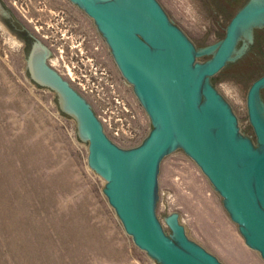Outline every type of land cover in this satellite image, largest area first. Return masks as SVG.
Wrapping results in <instances>:
<instances>
[{
  "label": "rangeland",
  "instance_id": "374dc122",
  "mask_svg": "<svg viewBox=\"0 0 264 264\" xmlns=\"http://www.w3.org/2000/svg\"><path fill=\"white\" fill-rule=\"evenodd\" d=\"M156 1L195 49L223 38L224 21L210 0ZM18 8L26 10L24 4ZM72 14L78 26L79 57L88 60L84 66L68 63L70 68H81L74 75L80 85L65 80L89 103L112 143L123 150L140 146L152 130L148 115L92 20L78 8H72ZM53 36L59 40L56 33ZM257 36L252 50L211 78L219 94L220 81L240 86V103L220 95L239 131L252 142L246 94L264 75V32ZM11 41L0 30V264H157L124 232L109 206L103 194L105 181L88 166V145L78 139L75 120L62 114L54 92L29 80L18 56L19 45ZM54 52L56 68L61 53ZM209 59L202 56L197 61ZM103 70L110 75L105 76L107 81L100 74ZM157 187L155 215L165 234H172L165 219L177 214L186 237L220 263L264 264L245 244L221 196L181 148L161 161Z\"/></svg>",
  "mask_w": 264,
  "mask_h": 264
},
{
  "label": "water",
  "instance_id": "95a60500",
  "mask_svg": "<svg viewBox=\"0 0 264 264\" xmlns=\"http://www.w3.org/2000/svg\"><path fill=\"white\" fill-rule=\"evenodd\" d=\"M70 1L92 20L151 121L152 130L138 147L123 150L107 138L89 103L45 65L52 54L1 0L0 16L30 40V76L52 90L62 114L75 120L78 139L88 145V166L105 181L103 194L124 232L157 264H222L186 237L177 214L165 219L170 236L156 218L160 163L181 148L221 196L245 244L264 260V76L246 94L255 142L239 131L235 115L211 83L246 52L254 30L264 27V0H210L225 34L199 50L156 0ZM202 56L210 59L200 63Z\"/></svg>",
  "mask_w": 264,
  "mask_h": 264
},
{
  "label": "flooded vegetation",
  "instance_id": "af4514ba",
  "mask_svg": "<svg viewBox=\"0 0 264 264\" xmlns=\"http://www.w3.org/2000/svg\"><path fill=\"white\" fill-rule=\"evenodd\" d=\"M1 1L4 6L9 10V12L13 15V17L18 21V23L27 31V33L37 42L43 45L52 54V56L55 55L54 49H56L57 52L61 53V55L59 56L60 60L58 61L56 59V68H53L55 64L53 65V59L51 57L45 59V65L54 70L64 80L65 77H68L72 83H75V85H80L81 83L75 81V79H79L77 78V76L74 75L79 74V72L81 71L79 69L81 68L79 66L72 65L71 68L76 69V71L73 72L70 71L71 68L68 66L69 60L76 62L77 65L81 64L82 66L85 65L83 62L88 60V56L79 57V55H82V52L80 51L79 43L77 42L76 38L78 26L77 21L72 14V8L80 9L79 6L74 4L70 0ZM23 4L26 10H24V12H21L18 6H21ZM14 8L17 11H15ZM0 20L3 21V23L0 24V30H2V32L8 35V39L10 38L12 40L11 42H24V47L22 51H18V56L21 57L22 62L25 65L24 71L27 77L31 82L38 86L30 76V40H26L21 35H19L1 16ZM258 32H264V27H258L254 30L252 40L246 52H249L250 50H252L253 47H255L258 39ZM54 33L59 36V40L54 38ZM69 40L72 44H68ZM54 41L56 42L52 43ZM55 44H57L58 46L56 47ZM18 45V47L20 48L19 43ZM15 58V54H13L12 59L15 60ZM91 61L94 62V59H91ZM100 74L103 76V79H105V81L108 80H106V77H110V75H108L105 70H103V72H100ZM72 75L74 76V78L71 77ZM80 76L84 77L82 73H80ZM106 84H108V82ZM112 87H114V85H111V88ZM42 88L53 92L52 90L46 87ZM263 91L264 88L260 91V99L264 103V97L262 96Z\"/></svg>",
  "mask_w": 264,
  "mask_h": 264
},
{
  "label": "clouds",
  "instance_id": "9594fccd",
  "mask_svg": "<svg viewBox=\"0 0 264 264\" xmlns=\"http://www.w3.org/2000/svg\"><path fill=\"white\" fill-rule=\"evenodd\" d=\"M8 18V17H5ZM3 21L0 20V24H2ZM20 44V48L17 49V51H22L24 47L23 41H18ZM217 88L219 89L220 94L225 97L226 99L233 100L236 103H240V86L236 84L234 81H220L217 84Z\"/></svg>",
  "mask_w": 264,
  "mask_h": 264
},
{
  "label": "built area",
  "instance_id": "2783aa9c",
  "mask_svg": "<svg viewBox=\"0 0 264 264\" xmlns=\"http://www.w3.org/2000/svg\"><path fill=\"white\" fill-rule=\"evenodd\" d=\"M84 92H86V90Z\"/></svg>",
  "mask_w": 264,
  "mask_h": 264
}]
</instances>
